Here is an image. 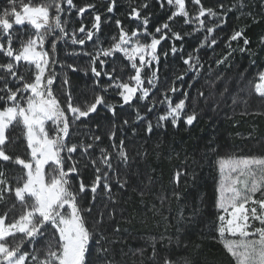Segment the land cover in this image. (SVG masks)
<instances>
[{"label": "snow or ice", "instance_id": "obj_1", "mask_svg": "<svg viewBox=\"0 0 264 264\" xmlns=\"http://www.w3.org/2000/svg\"><path fill=\"white\" fill-rule=\"evenodd\" d=\"M166 3L175 8L169 20L183 17L186 24L196 25L195 31L205 30L203 18L206 16L217 21L206 28L208 34L214 33L216 28L227 22L225 15L218 14L213 8H206L202 0H192L198 6V13L191 17L186 0H166ZM9 4L11 7L0 9V161L21 166L23 174L12 178L16 181L13 186L0 166V204L5 205L0 215V264H92L89 245L94 240L99 246L95 250L96 255L101 257L99 264H116L115 260L108 258L112 251L108 245L115 241H109L102 230L107 222L105 213L101 211L97 214L93 224L98 227L94 231L87 226L83 212L93 211L101 186V194L111 203H117L113 197L112 184L114 182L122 190L128 186V169L132 161L124 139L116 142L114 130L108 133L112 142V151H109L99 146V134L81 129L88 128V118L97 113L101 106L113 117L117 115L116 106L106 103L105 94L109 89L118 90L116 94L122 101L120 107L132 106L134 100L148 101L146 110L152 111L156 101L149 100V97L157 86L159 71L158 67L153 69V62L159 64L158 46L169 39V23L155 28V33L161 34L157 38L148 32V16L142 17L139 8H132L130 18L141 20L143 32L139 28L129 32L120 20H116L118 37H113V42L104 47L99 38L101 14L93 15L90 27L84 23V14L94 9L95 4L77 7L74 0H46L38 5L21 0L19 8L16 0H9ZM115 6L116 0H110L107 12L112 13ZM160 6L164 7V0H160ZM245 6L244 0H239L238 7L243 10ZM147 7L146 2L141 5V8ZM219 7L223 9L224 5L221 3ZM73 10L77 13L80 25L69 29L67 17L71 16ZM25 26L32 30L27 36ZM16 28L18 30H14ZM142 35L150 37V42L142 43L139 39ZM243 36V31L238 30L230 39L237 41ZM94 37L93 50L85 49L86 42L93 41ZM171 39V52L175 55L178 49L174 41L183 40L184 37L180 32H172ZM205 44L214 47L216 40L209 41L206 36L200 47ZM244 44H249L247 38H244ZM58 45H78L80 51L73 50L67 55L89 57L88 66L82 68L76 62L62 61ZM240 50L247 51L246 48ZM194 51L199 52V47ZM118 53L127 59L133 70L126 79L119 75L114 77L118 70L114 58ZM163 55L167 57L168 53L164 52ZM109 59H112L113 66L106 69ZM226 59H220L217 64H223ZM183 62L194 74L203 67L198 55H188ZM146 68L151 70L147 76L148 86H145V76L142 75ZM68 71H82L85 75L91 72L95 78L92 92L94 99L81 102L74 97ZM102 76L109 83L102 84ZM177 79L183 80L184 75H178ZM214 85L215 81L210 82V87ZM254 88L256 94L264 98V73L259 74V83ZM177 91L175 84L166 90L162 102H166L167 111L159 117V121L170 120L173 126H178L183 117L184 123L191 126L197 114L195 110L187 114L184 111L188 93L184 92L183 98L175 104L167 95V92L175 94ZM227 91L225 87L224 92ZM57 93L64 97L63 103ZM199 96L204 97V92H199ZM136 119L144 120L145 117L137 110ZM49 122L53 129L51 134ZM123 124L127 125L128 120H124ZM146 124V132L151 134L153 125L150 121H146ZM13 125L23 127L28 159L13 157L6 150L10 141L8 130ZM161 126L158 122L157 127ZM72 135H80L81 139L73 142L70 138ZM96 148L98 155L93 152ZM89 166L95 173L92 182L86 185L80 179L78 187L73 188L70 178L79 176L81 169ZM219 172L216 203L221 213L217 217L219 239L235 264H264V157L222 160ZM186 175L182 169L175 172L173 182L177 187L181 177ZM86 191L92 194L91 204L81 209L78 197ZM172 195L179 200L182 194L173 192ZM9 199H13L10 204L7 203ZM65 209L69 211L65 212ZM178 215L177 223H180L184 216L183 213ZM114 218V211L109 210L107 219ZM49 229L55 230L51 236L48 235ZM120 231L119 227L113 226V232ZM158 242V239L151 241L150 258L153 260L156 258ZM164 264L175 262L165 258ZM184 264L190 262L185 260Z\"/></svg>", "mask_w": 264, "mask_h": 264}, {"label": "trees", "instance_id": "obj_2", "mask_svg": "<svg viewBox=\"0 0 264 264\" xmlns=\"http://www.w3.org/2000/svg\"><path fill=\"white\" fill-rule=\"evenodd\" d=\"M216 1L218 5L213 9L218 14L225 15L227 22L222 27L216 28L212 34L206 32L207 27L205 30L197 32L195 35L197 38H200L197 36L199 34L204 37L207 36L209 41L215 39L216 44L214 47L207 44L204 47L199 45V52H193V55L200 57L203 67L198 68L195 74L190 70L188 71V75L181 81L183 86L180 93L176 92L170 96L172 101L184 92L189 95L191 87L198 84L200 85L199 92H204V97H200L198 92L200 102L203 103L205 97L210 99L214 97V94L200 83L208 71V60H212L211 73L219 75L222 81L229 84L232 91L237 89V82L241 80L240 76L244 72L248 74V72L258 71L260 74L264 70V14L260 4L257 5L259 6L257 10L250 12L249 15L242 13L241 17H236L239 10L238 5L235 7L231 0ZM29 2L38 5L45 3L46 0H23V3ZM80 2L82 0H74L77 7H82L86 3L89 4L91 0H87L85 3ZM107 2H103L105 9L107 8L105 5L108 6L110 0ZM130 2L135 5L139 0H130ZM221 3L224 5L223 9L219 7ZM20 4L21 0H16L17 8L20 7ZM202 4L205 6L207 3L202 2ZM156 6L154 3L155 8ZM9 7H11L9 0H0V9ZM229 8L233 10L228 11ZM120 10L117 3L114 15H121ZM187 10L190 17L193 16L190 7ZM159 19L161 18H154L156 22ZM203 19L210 20V26L217 23L211 17L206 16ZM103 29L104 26L101 27L102 32ZM238 30H242L244 36L233 43L237 46L236 52L227 57L223 64L218 65L217 61L223 56L218 58L220 47L231 33ZM244 38H247L249 44H244ZM194 39L196 38L190 39L185 36L183 40L174 41L178 51L173 55L172 60H181L182 65L187 66L183 62L187 58L185 51L193 48L192 40ZM172 45L173 41L171 47ZM198 47H194V49ZM241 48H246L247 51L242 52ZM170 53L172 52L170 51ZM167 56L169 57V55ZM164 59L166 57H160V65ZM71 74L73 77L76 76L75 73ZM189 74L194 75V81L189 88L190 90L185 91L184 86L190 85ZM245 84L243 81V86ZM238 90L240 89L236 91ZM229 98L228 96L227 100H218V104H215L213 99L211 100L214 103L213 106L208 104L209 101H206L202 116H197L196 121L191 126L186 125L182 119L178 122V126H170L167 121H163L162 136L155 135L154 127L148 137L143 132L146 149L137 157L136 164L128 169V186L122 190L114 182L112 184L113 191H117V195L113 193L117 203L101 202L102 199L107 198L100 195L102 186L101 189H98L97 203L93 206V212H83V215L85 222L86 216H88L93 223L99 212L105 213L107 222L102 226V230L109 241H115L108 245L112 249L108 258L115 260L116 264H164L165 258L173 260L175 264H184L185 260H188L190 264H235L234 259L227 253L219 240L216 230L219 212H217L216 207L218 174L215 159L230 154L251 157L253 154L261 153V150H264L261 148L264 144V109L249 111V107L243 102L245 98H242L238 103L231 102ZM118 99L120 100V97ZM253 100L261 105L264 104V98L257 95H254ZM121 103L120 100L119 105ZM248 103L252 104L249 100ZM253 104L254 107L257 106V104ZM163 106L167 110L166 102H163ZM124 110L127 109L118 110L117 108V114ZM93 119H97V117ZM116 122L119 123L117 133L126 137L127 133L130 132L129 126L124 125L120 120H116ZM130 126L132 125L130 124ZM15 129L17 130L14 132ZM8 132L10 135L9 145H6L8 154H10L8 147L14 142H18V145L14 147L16 152L11 151L13 154L10 155L28 159L27 149L24 147L26 138L23 127L13 125ZM161 137L164 143L158 152L154 147ZM107 142L109 141L106 140L105 144ZM172 147L179 155L171 159V156H168V151ZM257 156H264V153ZM0 166L5 171L6 177L15 186L16 181L12 178L23 174L22 167L12 162L3 161H0ZM148 167L151 170H148ZM179 169L184 170L187 175L181 177V183L177 187L173 182V175ZM158 174H161L162 177L160 181L157 179ZM142 192L143 195H141ZM173 192L181 193V199L177 200L172 195ZM91 200L92 194L88 192L85 196V207L91 204ZM12 202L13 199L7 201L9 204ZM94 207L97 208L98 212H94ZM4 209L5 205L0 204V215L3 214ZM17 210H19V205H17ZM109 210L114 211V219H107ZM179 213H183L184 219L177 223ZM86 224L89 227L87 222ZM113 226L119 227L121 231L119 233L113 232ZM153 239L159 240L156 244L155 260L150 258ZM89 248L92 264H99L101 257L92 254L93 244H90Z\"/></svg>", "mask_w": 264, "mask_h": 264}, {"label": "rangeland", "instance_id": "obj_3", "mask_svg": "<svg viewBox=\"0 0 264 264\" xmlns=\"http://www.w3.org/2000/svg\"><path fill=\"white\" fill-rule=\"evenodd\" d=\"M107 2V0H91L92 4H95L96 7L94 9H91L88 13L86 12L84 14V23L86 25H88L90 27L91 25V21L93 18V15L95 13H99L101 14V27L104 26L103 32L101 31V33L99 34V38H100V43L104 46L107 47L110 43H112V38L113 37H118V33H119V29L117 28L115 21L116 20H122V25L125 27V29L129 32L133 31L134 29L139 28L141 30V32H143V26H142V22L141 20H136V19H131L130 18V13L133 7L139 8L141 11V16H145L147 15L149 18V23H148V32L152 33L153 35H155L157 38H159V36L161 34L159 33H155V28L159 27L161 25H163L164 23H169L170 29L171 31L168 33L169 35V39L168 40H164L162 41V43L158 46V54L160 57H165L163 55L164 52H167L169 57L167 56L166 59L163 60L162 65L158 64L156 65L155 62H153V69H155L156 67H158L159 71L157 73L158 76V81H157V86L155 89L152 90V93L149 97V100H154L156 101L155 106L153 107L151 112H148L146 110L147 106H148V101H138V100H134L133 101V105L129 106V105H124L123 107H120L119 103L120 100L118 99V95L116 94L118 90H114V89H109V92L107 94H105L106 97V103L108 104H112L116 106V109L118 108V110L121 109H127L122 111V113H118L115 117L112 116V114L103 106H101V108L98 109V112L95 114H92V116H90L88 118L87 121V125L88 128L87 129H81V131H91L93 133L99 134L101 136V140L99 142V146L105 147L107 148L109 151H112L111 148V141L108 138V133L112 130H114L116 132V142L118 143L120 139H124L125 142V148L129 153V156L131 158V167L132 165L136 164V160L137 157L141 155V153L143 152L144 149H146V142L143 139V132L146 133V137H148V133L146 132V121H150L154 127V130L156 132L155 135H160L162 136V131H164V127H157L158 122L161 123L163 125V121H159V117L161 115L166 114V109L163 106V100H164V94L166 92V90L173 84H175V86L178 88L177 93H180V91L182 90V80H178L177 76L180 74L184 75V78L186 75H188V66H183L181 60H176L173 61L172 57L173 54L170 53L171 51V43H172V32H180V34L182 36H187L190 39L191 38H196L194 40H192L193 42V48L192 49H187V51H185V55H193L194 52V47H198L199 45H201L204 42L205 37L202 35H197L200 36V38H197L195 35L197 34L198 31H195L196 25L193 24H186L184 22V18L183 17H176L175 19L169 20V17L171 16V14L175 11V8L172 6L167 5L166 0H164V7L162 8L160 6V0H139V2H137L135 5H133V3L130 2V0H116L118 3V7H120V13L122 14L120 15H114V11L112 13H108L107 12V8H104V3L103 2ZM157 5L156 8L154 7V3ZM83 3L87 2V0H82ZM80 2V3H82ZM147 3L148 7L147 8H141V5L143 3ZM203 3H207L205 6L210 8L212 6V8H215L218 3L216 0H202ZM232 4L236 7L239 4V0H231ZM259 2V3H258ZM116 3V5H117ZM229 3V2H227ZM88 4V3H86ZM244 4L246 5L243 10H241L239 8L238 12L236 13V17H241L243 14L242 13H247L249 15L250 12L252 11H256L257 8L259 6H257L258 4H260V7L262 9V12L264 14V0H244ZM106 7H108L107 5H105ZM192 10V14L193 16H195L198 13V6L194 5L192 3V0H186V8H189ZM116 8V6H115ZM95 10V11H94ZM67 12V10H66ZM65 17H62V19H64ZM105 18H107V22H105ZM154 18H161L159 19L157 22L154 20ZM67 19L69 20L68 23V28L72 29V28H78L80 25V21L77 18V13L75 10L72 11L71 16L67 17ZM178 19L181 21H178ZM183 19V20H182ZM211 22L210 20H205V27L210 26ZM25 36H27V34H29L30 29H28L27 27L25 28ZM14 30H18V29H14ZM165 31V30H164ZM168 31V30H167ZM242 31V30H241ZM235 32V31H234ZM224 41V43L222 44V46L219 49V57H221L222 55V59L225 57H229L231 55H233L236 52V48L237 46L234 45L233 43H236V41H231V36L232 34ZM82 35V34H80ZM217 37V36H216ZM139 39L141 40L142 43H147L150 42V37H145V36H141L139 37ZM217 39V38H216ZM96 41V37H94L93 41L90 42H86L85 44V49L88 50H93L94 48V42ZM58 52H59V58L62 61H67L69 63L71 62H76L80 67H87V61L89 60V57H84V56H68L67 53L72 52L73 50L75 51H80L79 46H68L65 47L63 45H58ZM231 52V55H229V53ZM221 54V55H220ZM171 58V60H170ZM115 59V66L118 69L117 72L114 74V77L116 75L121 76L122 79H126L127 75L129 73H131L133 70L130 68V64L127 61L126 58H124L121 54H117ZM170 60V61H169ZM211 62L212 60H208L207 64H208V71L205 74V76L203 77V79L200 81L201 85H204V88L206 87L208 91H210L211 93L214 94V97L212 99L207 98L203 103L200 102L199 97H198V92L200 91V85H196L191 87V92L188 95V103L186 105L185 108V113H189L192 110L196 111L197 116H202V113L204 111V106L206 105V101H209L208 104H211L212 106L215 104H218V100H227V97L229 96L230 101L231 102H236L238 103L239 101H241L242 98H245L243 100L244 104H247V107H249V111H257L259 109H264V104L261 105L260 103H257L253 100L254 95H257L255 92V88L254 85L256 83H259V73L258 71H254L247 74V72H244L243 75L240 76V79L237 82V89H240L238 91H232L231 87L229 86V84L227 82H224L221 80V77L219 76V78L217 79L218 75H213L211 73L212 69L211 67ZM168 63V64H167ZM113 66L112 63V59H109V63L108 65H106V69L107 68H111ZM97 68L99 69V62L97 63ZM73 72L68 71L67 75L71 81V86H72V92L75 98L81 100V102L84 101H90L91 99H94L92 92L94 89V85H93V80L95 79L91 72L89 71L87 75H85L82 71H78L75 72L76 76H72ZM260 73H264V70H262ZM151 74V70L150 69H145L144 73L142 75L145 76V86L147 85V76ZM30 75V74H28ZM101 79V83L102 84H107L109 83L103 76L100 78ZM188 79L190 81V85L188 84L187 87L184 86V90L187 91V89L190 88V86L192 85L193 81H194V75L193 74H189ZM215 81V85L214 87H210V82ZM243 81L246 83L245 86H243ZM227 87L228 91L224 92V88ZM190 90V89H189ZM96 91H99V89H96ZM189 92V91H188ZM222 93V95L220 94ZM58 97L61 99V102L63 103L64 97L60 94L57 93ZM167 95L170 97L173 95V93L171 92H167ZM258 96V95H257ZM215 97H217L216 99H214ZM259 97V96H258ZM183 98V93L181 95H178L176 97V99L173 101V104H175L176 102H178L179 99ZM214 99V100H213ZM211 100L214 101V103L211 102ZM248 100L251 101L252 104L248 103ZM75 102V100H74ZM257 104V106L254 107V104ZM118 106V107H117ZM137 110L139 111V113L145 117L144 120H139L137 121L136 116H137ZM96 115L97 119H93L96 118L94 117ZM182 120L183 117L181 118ZM116 120H120V121H124V120H128V126L130 128V132L127 133L126 137L122 136L121 133H117V127H118V122H116ZM167 123L172 126V123L170 120L167 121ZM130 124L132 126H130ZM184 124V123H183ZM98 126V127H97ZM48 127L50 130V134L52 132V125L51 122L48 123ZM17 129L14 130V132ZM73 131H75V129L73 128ZM72 139L73 142H77L81 139L80 135H72L70 137ZM108 140L109 142H107V144H105V141ZM159 141L156 142V147H154V149L156 151H160L161 147L163 146L164 140L161 137L160 139H158ZM87 142V140L85 141ZM18 143V142H17ZM16 142H14V144L10 145L8 147V151L10 154H13L12 152H16V150L14 149V147L16 145H18ZM26 147V144L25 146ZM262 149H264V144L263 146H261ZM14 149V150H13ZM152 152L153 149H151ZM12 151V152H11ZM93 152H95L98 155V148L93 149ZM261 153H264V150H261ZM261 153L258 154H253V156L251 157H264V156H257V155H261ZM171 156V159L174 157L176 158L177 155L176 151H174L173 147L168 151V156ZM220 157V156H219ZM180 158V156H179ZM243 158H249V157H240L238 155H227L225 157H221V158H217V160L215 159L216 165H217V176H218V185H219V180H220V172H219V168H220V162L222 160H229V159H243ZM83 163V161L81 162ZM78 167H81V165H77ZM67 167V164H66ZM149 168V167H148ZM148 170H151L150 168ZM180 170V169H179ZM46 173L48 172V168L45 169ZM152 172H154V170H152ZM23 173V172H22ZM175 174V173H174ZM95 173L94 170L91 166L87 167V168H82L80 175L77 177L74 175L73 177H71V181H72V186L73 188H77L80 179H83V182L88 185L92 182V180L94 179ZM174 177V175H173ZM158 181H160L162 179L161 174H158ZM218 185H217V199H218ZM99 192V190H98ZM97 192V193H98ZM88 191L84 192L83 194H81L78 197V204L80 205L81 209L86 208L85 207V196L87 195ZM102 191L100 192V195ZM114 195L116 193L117 195V191H113ZM258 198H259V194ZM99 201V200H98ZM101 202H105L107 203L108 200L107 199H102ZM100 202V204H101ZM97 203V202H96ZM217 203V202H216ZM69 211L68 209H65V212ZM93 212V211H92ZM94 212H98L97 208L94 207ZM217 212H219V210L217 209ZM219 214H221L219 212ZM86 216V222L88 223L90 229L92 230H96V227L98 226H94L93 223H91V220L89 219V217ZM219 224V221H217V226ZM217 226H216V230H217ZM54 229H49V236L52 235V233H54ZM220 240V239H219ZM93 246L94 249L92 251L93 255H96L95 250L99 247L98 245H96L95 240L93 241ZM27 247V245L25 246Z\"/></svg>", "mask_w": 264, "mask_h": 264}, {"label": "bare ground", "instance_id": "obj_4", "mask_svg": "<svg viewBox=\"0 0 264 264\" xmlns=\"http://www.w3.org/2000/svg\"><path fill=\"white\" fill-rule=\"evenodd\" d=\"M16 138V137H15Z\"/></svg>", "mask_w": 264, "mask_h": 264}]
</instances>
